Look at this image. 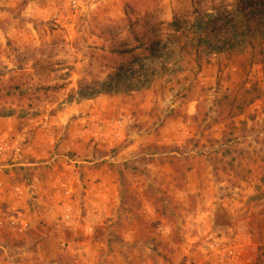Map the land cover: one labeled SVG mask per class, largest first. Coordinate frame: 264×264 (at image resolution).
<instances>
[{"label": "rangeland", "instance_id": "374dc122", "mask_svg": "<svg viewBox=\"0 0 264 264\" xmlns=\"http://www.w3.org/2000/svg\"><path fill=\"white\" fill-rule=\"evenodd\" d=\"M234 5L0 0V264H264V45L199 26Z\"/></svg>", "mask_w": 264, "mask_h": 264}, {"label": "trees", "instance_id": "16d2710c", "mask_svg": "<svg viewBox=\"0 0 264 264\" xmlns=\"http://www.w3.org/2000/svg\"><path fill=\"white\" fill-rule=\"evenodd\" d=\"M234 6L235 8L232 15L229 13L225 16L217 14L212 19L206 22L199 23L203 34V36L201 37V41L212 34L224 35L226 28L229 26H233L236 29V31L234 32L236 33V36L241 39V42L247 43V45L252 49H255L259 45H264V0H235ZM221 17L224 18L223 21L220 20ZM199 21H202V19H200ZM180 25V21L173 22V26L176 30H179L181 28ZM231 38L232 37L225 40L222 44H213L215 46L214 50L221 51L231 46L234 48V43L231 44ZM141 49H143L142 46ZM150 49L154 52V56H158L161 51V49L158 48L157 43H153ZM130 52L132 51L125 50L121 52V54ZM260 54L262 56L264 55V49L261 48ZM142 58L143 57L138 55L134 57V60L136 62H140L141 70L144 68ZM124 68L125 64L120 67L114 75H110L109 81L104 82L102 85L104 87V90L113 89L118 85V81L128 77ZM128 71L134 74V76L136 75V69L134 65L129 67Z\"/></svg>", "mask_w": 264, "mask_h": 264}, {"label": "built area", "instance_id": "2783aa9c", "mask_svg": "<svg viewBox=\"0 0 264 264\" xmlns=\"http://www.w3.org/2000/svg\"><path fill=\"white\" fill-rule=\"evenodd\" d=\"M10 146L9 142L5 141V140H0V151H5L6 149H8ZM17 151L20 150V148H16Z\"/></svg>", "mask_w": 264, "mask_h": 264}]
</instances>
